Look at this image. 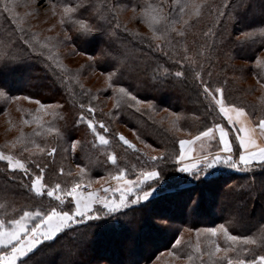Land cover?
Masks as SVG:
<instances>
[{"label": "trees", "instance_id": "obj_1", "mask_svg": "<svg viewBox=\"0 0 264 264\" xmlns=\"http://www.w3.org/2000/svg\"><path fill=\"white\" fill-rule=\"evenodd\" d=\"M6 2L10 0H0V36L15 29L11 16L4 11ZM14 2L18 5L16 11L21 16L25 12L35 10L31 16L25 18L26 29L31 27L33 31L41 33L42 37L59 33L61 40L66 34L72 36V41L66 42L58 49V57L60 63L70 70L69 76H79V83L75 79L62 82L61 70L45 57L27 51V46L20 40L16 41L8 56L20 55L22 58L0 59V90L8 97L30 98L19 101L0 98V117L5 115V111L10 115L14 114L15 109H20L18 111L25 118L27 112L24 110L35 113L39 105L30 106L27 101L39 100L45 105L63 106L56 111L60 112L64 119H54L51 115L43 117L42 113H39L45 121H51L60 129L59 136L50 133L35 137L42 147L58 148L54 156L45 155L39 160L42 165H48L45 171L47 184L70 182L77 171V164L86 167L93 180L107 176L109 172L115 171L114 166L106 162L107 153L113 150L120 166L126 167L129 170V178L134 179V172L138 171L140 161L145 158L143 153L158 155L160 152H178L179 139L196 135L213 122H220L228 127L232 141H235L236 135L226 120L216 111L211 114L207 111L206 102L197 84L193 82L187 66L182 68L175 62L178 57L172 55L171 49L165 47L161 51L155 46L149 47L151 32L132 12L133 7L142 6L145 0H68L73 7L81 2L85 5L77 12L78 19H86L91 25L99 26L100 30L88 35L77 32L72 24L62 27L58 23L59 17L52 16L51 12H41L35 4L30 8L23 7L28 0ZM210 2L219 3L220 0ZM229 2L233 5L228 9L232 15L217 18L222 19L219 31L223 32L224 42L215 49L212 56L213 80L221 83L226 80L227 84L223 86L228 100L244 106L256 122L264 101V89H261L257 82L256 72L260 70L256 67L254 59L264 53V41L259 36L254 38L255 42L245 40L241 34L257 32L264 28V0ZM106 5L116 6L118 11L115 16L108 13L104 7ZM98 10L104 13L106 20L99 19ZM51 16L53 21H50ZM177 16L178 11L173 9L172 18ZM46 18H49V21L42 24ZM212 21L213 17L205 10L199 22L188 29L186 43L192 50L190 55L198 44L203 42L201 33L207 30ZM117 23L120 24L119 28L116 27ZM53 24H56V27L48 31ZM135 33L140 36L134 35ZM15 36L18 37L19 33H15ZM141 37H144V40ZM176 40L181 38L176 37ZM73 45L76 48L75 53L71 51ZM179 51L182 54V49ZM165 52H169V55H165ZM79 53H85L82 56L87 59L76 63L74 59L80 56ZM88 56L96 57L95 62L89 61ZM201 62L208 67L206 61ZM117 67L120 71L117 77L113 78V83L126 88L146 103L151 101L154 110L140 107L137 111L136 107L128 106L113 109L112 89L108 88L107 82L105 85L94 84L92 72L96 70L106 74ZM164 68L169 69L167 76L163 74ZM178 70L185 71L186 76L175 77L174 73ZM80 83L97 96L91 103L97 109L96 119L104 120L109 128L106 135L111 142L110 149L93 148V135L87 125L74 124L80 111L78 104H87L90 99L80 95ZM176 116L179 117L178 121ZM173 121L180 131L171 130ZM36 127L33 123L22 130L31 134ZM19 133L20 131L7 142L0 141V147L14 140ZM117 133L123 134L140 151L123 145L118 140ZM72 139L81 141V145L75 153L64 152L63 149L69 147V141ZM149 145L151 147H148ZM3 150L18 151L9 148ZM23 155L27 157L29 154ZM61 167L64 168L63 174L59 171ZM160 167L163 178L156 185V196L125 209L117 216L102 217L100 220L72 226L62 233L55 243L47 242V245L32 257L29 264H147L159 252L170 249L180 235L190 234L184 239L186 242L191 239L194 244L196 230L218 227L222 223L232 234L240 236H255L264 230V168L254 165L251 171L246 172L218 165L210 169L207 176L195 179L186 173L178 172L172 161L161 162ZM31 168L35 171L34 165ZM69 171L73 176L67 174ZM13 175L16 176L15 180L10 179ZM29 183L28 177L19 172H10L7 163L0 161V203H12L17 209H34L41 205L45 208L49 205L58 206L54 198H48L46 195L35 196L27 187ZM153 220H166L174 224L172 231L169 227L159 230L165 232L159 243H153L148 236L149 232H152L151 229H154L150 225ZM201 242L202 248L206 247L203 236ZM217 242L224 247L222 237ZM111 243L116 246L110 249ZM250 247L255 248L256 254H264V249ZM188 249L190 252L191 249ZM193 259L190 264H201L200 259L195 256ZM201 259L205 264H210L206 255Z\"/></svg>", "mask_w": 264, "mask_h": 264}, {"label": "snow or ice", "instance_id": "obj_2", "mask_svg": "<svg viewBox=\"0 0 264 264\" xmlns=\"http://www.w3.org/2000/svg\"><path fill=\"white\" fill-rule=\"evenodd\" d=\"M40 2L41 0H28L23 4V7L30 8L32 4H39ZM45 2L48 4L46 11H50L52 16H58V23L62 27L72 24L77 32L83 35L100 30L99 26H93L86 19L76 17L79 9L85 7L83 2L78 3L75 7L68 0H45ZM17 7L18 5L14 0L4 4V11L11 16L15 29L12 32H7L4 36H0V59L16 60L22 58L20 55L8 56V52L15 47L16 41L20 40L23 45L27 46V51L45 57L47 61H52L61 70L62 82L75 79L79 83V76H69L70 70L60 63L58 57V49L66 42L72 41V36L66 34L61 40L59 33L55 36L42 37L41 33L33 31L31 27L26 29L25 18L31 16L35 10L25 12L21 16L16 11ZM104 7L113 16L118 11L115 5ZM231 7L233 5L229 0H220L219 3H213L210 0H171V3L169 0H159V2L154 3L152 0H145L142 6L133 7L132 12L137 19L147 25L151 32L149 47L155 46L161 51L167 47L171 49L174 57H178L175 59L177 64H180L182 68L187 66L193 82L197 84L200 94L206 102V109L209 114L216 111L226 120L228 125L236 127L235 141L229 139L230 130L224 124L213 122L211 126H207L198 134L193 135L191 139H179L178 152L167 154L160 152L158 155L143 153L145 158L140 161L138 171L134 172V179L129 178V170L126 167L120 166L117 154L113 150L107 153L106 162L114 166L115 171L109 172L107 176L93 180L89 170L77 164V171L70 182H55L50 185L45 182V171L48 165H42L39 160L45 155L54 156L58 148L56 146L42 147L37 143L35 137L50 133L60 135V129L54 126L51 121H45L39 113L41 110H46L44 115H51L54 119H64L60 112L56 111V109H62L63 106L59 104L45 105L41 101L35 100L34 103L39 107L35 113L24 110L27 112V117L22 115L20 124L30 125L34 123L37 127L31 134L24 133L21 127L19 135L14 140L0 147V161L7 163V169L10 172H19L28 177L30 183L27 187L35 196L43 197L46 195L48 198H54L58 202V206L49 205L45 208L41 205L34 209L24 207L17 209L12 203H0V264H29L32 257L42 247L46 246L47 242L55 243L60 235L72 226L113 216L133 205L149 201L157 190L154 185L163 178L161 162L172 161L178 172L186 173L195 179H200L202 175L207 176L209 170L218 165H225L246 172L251 171L254 165L264 168V101H262V106L259 109V116L254 122L244 106L228 100L223 86L227 84V81L221 83L213 80L212 56L215 49L224 42L223 32L219 31L222 19L217 18L230 17L232 13L228 9ZM173 9L178 11L176 18H172ZM205 10H207L208 15L213 17V21L207 30L201 33L203 42L199 43L193 54L190 55L192 50L186 43L188 29L194 27V23L199 22L204 16ZM97 16L101 20H106L102 11L98 10ZM55 27L56 24H53L48 31ZM116 27L119 28L120 24L117 23ZM125 30L127 31V29ZM17 32L19 33L18 37L15 36ZM134 35L140 36L139 33ZM241 35L245 40L255 42L254 38L259 36L264 41V28L257 32H244ZM176 37H180L181 40H176ZM141 39L144 40V37ZM194 43H196L195 40ZM179 49H182V54ZM71 51L76 52L75 45L72 46ZM79 54L85 55V53ZM164 54L169 55V52ZM88 60L95 62L96 57L88 56ZM201 61H206L208 67L206 68ZM254 62L260 70L256 72L257 82L260 88L264 89V53L256 56ZM119 71L120 69L117 67L114 71H109L106 74L101 73V75H105L108 88L113 91L111 97L114 100L113 109L128 106L136 107L137 111L140 110V107L154 110L151 101L146 103L145 100L138 98L126 88L113 83V78L117 77ZM163 74L167 76L169 69L164 68ZM174 75L181 78L185 77L186 73L178 70ZM79 86L80 95L90 97V99L87 104L82 102L78 104L80 111L74 124L77 126L80 124L87 125V129L93 135V148L110 149L111 142L106 135L109 128L104 120L96 119L97 109L91 103V100L96 99L97 96L90 89H86L82 83ZM0 98L13 101L30 99L27 96L8 97L3 90H0ZM7 114L5 111V115ZM172 115L175 116L174 113ZM176 120H179L178 116H176ZM9 123L11 124L12 121L10 120ZM171 130L180 131L176 127L175 121L172 122ZM116 136L127 148L140 151L123 134L117 133ZM217 139L218 148L213 151L212 142L217 141ZM196 142H199L200 145L198 152L192 147ZM79 145H81V141L72 139L69 141V147L63 151L75 153ZM4 148L18 149V151L6 152L3 150ZM153 151H155L154 148ZM24 153L29 155L25 157ZM32 165L35 166V171H32ZM135 168L134 165L133 169ZM59 171L63 174L64 168L61 167ZM67 174L73 176L71 171ZM10 179L15 180L16 176L13 175ZM94 182L101 183L100 188H93ZM252 183L254 184V180ZM85 187L88 188V191H84ZM202 236L206 244L204 248H202ZM221 237L224 240V247H221L220 243L217 242ZM185 245L191 249L187 253V259L191 261L195 256L196 259H200L201 264H205L201 259L205 255L210 264H264V254H256L255 248L250 247L255 246L264 249V230L259 231L255 236H240L232 234L222 223L218 227L196 230L194 244L191 239L186 242L184 236L180 235L179 238L175 239L172 246L173 251L169 252L168 255L180 260L182 257L179 250ZM230 253L232 255H229ZM248 256L251 258H246Z\"/></svg>", "mask_w": 264, "mask_h": 264}, {"label": "rangeland", "instance_id": "obj_3", "mask_svg": "<svg viewBox=\"0 0 264 264\" xmlns=\"http://www.w3.org/2000/svg\"><path fill=\"white\" fill-rule=\"evenodd\" d=\"M35 5L38 9H40L41 12H45L46 9H48V4L45 2V0H41V2L39 4H35ZM47 12H50V11H47ZM55 17L57 18L58 16H55ZM51 20H52V16H51L50 21ZM39 21L40 20H38V22ZM47 21H49V18H46V20H43L42 24H47ZM84 59H87V58H83L82 55H80V56L78 55L77 57H75L74 61L77 63V61L79 62V61H82ZM92 73H93L92 81L94 84H96V85H98V84L105 85L106 84V80H105L104 75H101V73L99 71L94 70ZM27 103L30 106L37 105L34 103V101H30V102L27 101ZM15 110H16V112H14V114H12V115H10V113H9L7 115L0 117V141L7 142L10 138L14 137V135L20 131L21 127H22V129H25L28 127V125H21L20 124L22 114L17 109H15ZM45 111L46 110H41V112H40V113H42L43 117L46 116V115H44ZM10 120L12 121L11 124L9 123ZM184 137H187V136H184ZM237 170H241V169H237ZM201 177H203V175ZM101 183H103V181H101ZM101 183H95L94 182L92 186H93V188H100ZM112 183L114 184V182H112ZM156 185H154V186L157 189ZM183 185H185V184H183ZM156 195H157V191L153 194V196L151 198H153ZM143 202H145V201H143ZM143 202H141V203H143ZM115 215L117 216V215H119V213H117ZM150 225H152L154 227V229H151L152 232H149V230L147 228V231L149 232L148 236L150 237V241H152L153 243L154 242L159 243V241H161V238H163L162 237L163 234H165V232H163V231L159 232V230H164L167 227H169L170 231H172V229L174 227L173 223H171V222L168 223L166 220H153V222ZM189 235L190 234H187L185 236H189ZM143 236H145V233ZM185 236H184V238H185ZM115 246H116L115 244H112V243L109 244L110 249H111V247H115ZM172 246L168 250H163V251L159 252L157 254V256L147 264H190L194 261V259H192L191 261H189L187 259V253H189V249H188L187 245H185L184 248L179 250V254L182 257L180 260H176L175 257L169 256L168 253L173 251Z\"/></svg>", "mask_w": 264, "mask_h": 264}, {"label": "crops", "instance_id": "obj_4", "mask_svg": "<svg viewBox=\"0 0 264 264\" xmlns=\"http://www.w3.org/2000/svg\"><path fill=\"white\" fill-rule=\"evenodd\" d=\"M229 126H230V128L234 131L235 135H237V133H236V127H234V126H232V125H229ZM225 127H226V126H225ZM226 128H228V127H226ZM229 130H230V129H229ZM217 136H218V134H217ZM191 137H192V136H187V137H183V138H184V139H191ZM229 139L232 140L231 131H230ZM212 144H213V151L217 150V148H218V139H217V141H213ZM192 147L195 148L196 151L198 152V151L200 150L199 142H196V144H194ZM234 151H235V148H234ZM194 154H195V153H194ZM237 158H238V157H237Z\"/></svg>", "mask_w": 264, "mask_h": 264}, {"label": "built area", "instance_id": "obj_5", "mask_svg": "<svg viewBox=\"0 0 264 264\" xmlns=\"http://www.w3.org/2000/svg\"><path fill=\"white\" fill-rule=\"evenodd\" d=\"M84 191H88V188H87V187H85V188H84Z\"/></svg>", "mask_w": 264, "mask_h": 264}]
</instances>
